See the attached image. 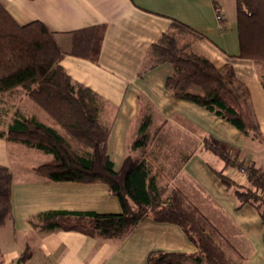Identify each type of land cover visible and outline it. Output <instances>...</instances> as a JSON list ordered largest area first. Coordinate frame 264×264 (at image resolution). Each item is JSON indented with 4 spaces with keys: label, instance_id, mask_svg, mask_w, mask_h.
Here are the masks:
<instances>
[{
    "label": "crops",
    "instance_id": "crops-1",
    "mask_svg": "<svg viewBox=\"0 0 264 264\" xmlns=\"http://www.w3.org/2000/svg\"><path fill=\"white\" fill-rule=\"evenodd\" d=\"M214 1L221 7L224 29L213 0H0V5L18 25L36 20L59 34L103 25L97 63L67 56L60 64L73 82L100 98L101 121L110 126L107 155L113 170H120L129 152L148 156L165 174L167 189H179L215 226L232 236V242L235 232L230 235L228 225L233 224L240 241L250 249L248 255L241 254L243 264H264V224L257 211L250 205L237 210L236 199L225 191L212 170L223 171L239 183L245 174L235 168L224 170V163L203 149V139H210L248 164L254 162L250 148L259 143L247 140L235 127L198 105L173 99L164 88L171 71L168 64L138 76L149 45L167 30L171 19L176 20L202 36L192 44L198 54L216 67L233 68L249 91L250 108L264 133V91L257 71L250 61L237 57L234 0ZM9 100L15 102L8 106ZM17 110L45 125L50 126V122L22 90L0 95V165L11 173L13 218L4 228H9L12 240L19 239L21 246L31 250L30 264H147L149 253L154 251H196L179 227L150 218L142 219L118 240L32 227L29 217L43 212L103 215L118 214L121 208L103 184L54 182L37 175L34 169L52 157L6 138ZM143 118L150 122L146 142L133 151L131 145L139 136ZM64 220L89 221L76 216ZM21 251L0 254V264H9Z\"/></svg>",
    "mask_w": 264,
    "mask_h": 264
},
{
    "label": "trees",
    "instance_id": "trees-1",
    "mask_svg": "<svg viewBox=\"0 0 264 264\" xmlns=\"http://www.w3.org/2000/svg\"><path fill=\"white\" fill-rule=\"evenodd\" d=\"M213 4L224 29L221 7L214 0ZM234 8L237 57L254 65L264 91V0H234ZM104 30L99 25L59 34L36 20L18 25L0 5V95L22 90L50 122V126L45 125L17 110L6 138L52 157L34 169L44 180L103 184L121 208L118 214L103 215L48 211L29 217V223L42 231L61 229L118 240L142 219L150 218L179 227L196 251H154L149 253L147 264H243L245 258L229 234L215 226L179 189L168 190L165 174L151 158L129 152L120 170H113L107 155L110 126L101 121V100L91 89L73 82L60 64L67 56L97 63ZM201 38L171 19L167 30L147 48L138 76L168 64L171 71L164 88L173 99L198 105L235 127L247 140L264 146L247 87L230 65L216 67L192 48ZM149 123L143 118L139 136L131 145L133 151L144 147ZM203 149L218 157L224 170L235 168L245 174L246 183H239L223 171L212 170L236 199V209L250 205L264 224V172L231 156L210 139H203ZM10 200L11 173L0 165V230L13 223ZM72 216L89 221L64 220ZM30 259L31 251L25 246L13 264H28Z\"/></svg>",
    "mask_w": 264,
    "mask_h": 264
},
{
    "label": "rangeland",
    "instance_id": "rangeland-1",
    "mask_svg": "<svg viewBox=\"0 0 264 264\" xmlns=\"http://www.w3.org/2000/svg\"><path fill=\"white\" fill-rule=\"evenodd\" d=\"M13 102H15V100H11V101L9 100L6 105L9 106V104H11ZM4 108H6V107H4ZM262 127H264V123H262ZM255 144H257V143H255ZM257 145H253L250 148V150L253 153L252 154V157H253V161L254 162L252 164H254L256 167L261 168L262 171L264 172V146L261 145V144H259L258 146ZM248 163H250V162H248ZM166 182H167V178H166ZM242 183H246V179L245 178L242 180ZM212 221H214V222H216V224H218L217 220H215L214 218H212ZM228 228H229L230 235L231 234L234 235V232H235V235L233 236V237H235V239H233V242H232L233 245L236 247V249L242 255H248L250 253V249H248L247 245L242 240L240 241V239L238 238V235L237 234L239 232L237 231V229L233 226L232 223L230 225H228ZM8 230H9L8 227L6 229L4 228V229H1L0 230V254H3L4 252H8V251H11V252L12 251H15L17 253L18 250L21 251V249H24L25 248V246L23 247V246L20 245L19 239L12 240L11 236L9 235ZM32 244H33V246L35 245L34 242H32ZM17 258L14 257V259L11 262H9V264H13ZM28 264H30V261L28 262Z\"/></svg>",
    "mask_w": 264,
    "mask_h": 264
}]
</instances>
